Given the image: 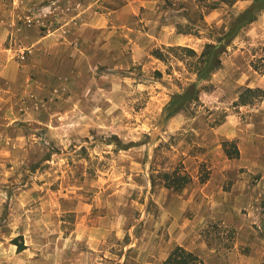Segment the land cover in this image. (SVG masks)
<instances>
[{
  "label": "rangeland",
  "instance_id": "obj_1",
  "mask_svg": "<svg viewBox=\"0 0 264 264\" xmlns=\"http://www.w3.org/2000/svg\"><path fill=\"white\" fill-rule=\"evenodd\" d=\"M252 1L0 0V264H264V11L163 116Z\"/></svg>",
  "mask_w": 264,
  "mask_h": 264
},
{
  "label": "trees",
  "instance_id": "obj_2",
  "mask_svg": "<svg viewBox=\"0 0 264 264\" xmlns=\"http://www.w3.org/2000/svg\"><path fill=\"white\" fill-rule=\"evenodd\" d=\"M227 3H234L238 0H225ZM264 11V0H253L251 5L244 11L237 13L232 19L228 30L224 35L218 40L219 44H206L203 51L198 57L197 63L198 68L195 71L197 80L196 82L190 84L183 92L175 93L171 96L169 102L164 107L163 116L165 120H168L175 115L185 111L188 107L199 100L200 93L203 90L202 85L199 82L208 81L211 75L219 70L222 66L221 56L226 52V48L232 43L234 38L248 25L254 23L259 15ZM189 54L195 55V52L188 48H183ZM260 67L255 66L256 70H260ZM264 70V69H263ZM263 91L261 89H247L245 94L240 96L239 104L244 106L250 104L248 101L249 96L246 94H251L253 97H261ZM258 94V95H257ZM224 149L229 158H237L239 156V150L233 143H224ZM163 178L165 180L167 187L180 191L184 189L186 185L191 182L188 175L180 174L178 172H173L171 174H164ZM17 242V241H14ZM18 251L25 249L24 245H17ZM163 264H204L203 260L194 254L186 250L183 247H175Z\"/></svg>",
  "mask_w": 264,
  "mask_h": 264
},
{
  "label": "crops",
  "instance_id": "obj_3",
  "mask_svg": "<svg viewBox=\"0 0 264 264\" xmlns=\"http://www.w3.org/2000/svg\"><path fill=\"white\" fill-rule=\"evenodd\" d=\"M6 51V50H5ZM1 65H0V81H5L8 82V80H10V70L11 67H13L14 65L11 64V60L9 56H6L5 59L1 58ZM3 61V62H2Z\"/></svg>",
  "mask_w": 264,
  "mask_h": 264
}]
</instances>
